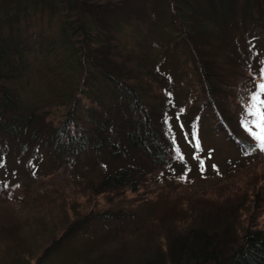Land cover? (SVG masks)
I'll return each mask as SVG.
<instances>
[{
    "label": "trees",
    "instance_id": "obj_1",
    "mask_svg": "<svg viewBox=\"0 0 264 264\" xmlns=\"http://www.w3.org/2000/svg\"><path fill=\"white\" fill-rule=\"evenodd\" d=\"M106 2V10H111L119 0H115V4L111 0ZM163 3L167 4L166 1ZM52 4L59 8L60 16L59 36L56 38L40 32L39 35L37 32H27L19 18L20 13L9 23L7 36L0 27V149L14 147L19 161L30 155L33 162L38 153L44 150L58 165L55 170L84 155L94 156L95 159L106 158L107 162L112 163L123 161V166L113 171L99 169L92 174L94 178L81 179L78 185L84 186L83 189L95 197L103 193L121 195L125 191L137 194L143 183L172 174L174 165L180 164L173 160L169 149L172 143L166 140L160 125L161 111L158 112L153 106L157 99V89L151 78L154 64L151 60H139L141 66L133 64L137 55L136 46L127 38L121 45L126 60L123 64L116 62L119 57L112 52L120 50L114 40L112 42L103 34L104 30H109L98 17L99 14L103 16V12L99 11L100 3L96 0H72L70 3L68 0H52ZM27 10L28 13L34 12L33 7H27ZM254 16L253 28L257 36L263 39L264 45V15L255 13ZM4 17L1 15L0 20ZM131 21V18L123 22L117 20L114 32L129 34ZM182 22L181 29L172 23L170 26L172 42L182 45L187 62L191 64L188 77L191 81L190 91L195 96L192 106L206 113L214 130L232 143L240 154L244 156L256 151L257 143L250 135L238 134L234 130L230 109L229 114H225L231 101L230 90L244 77L249 78L246 75L249 67L224 79L218 70L215 72L205 67L204 63L201 65L199 60L202 59L186 38L191 35L190 29L185 26L188 22L185 19ZM11 24L15 26V31ZM99 26H103V29ZM255 51L248 48L244 55L249 60L254 57L264 59V54L260 57V53L255 54ZM254 64H248L250 69ZM221 68L224 66L221 65ZM242 112L244 114L246 110L243 108ZM122 148L137 151L142 163L133 166L130 161L122 160ZM13 151L11 149L10 154ZM7 153L0 154V169ZM160 179L167 182L159 192L163 201L161 199L158 205L166 211L168 222L160 221V225L153 226L156 221H151L146 231L154 235L155 226L175 230L180 228L177 230L179 237L175 239L177 259L169 263L166 254H163L160 264H264V228L258 226V219L264 212V186L260 185L264 177L261 174L253 175L241 194L233 193L222 201L220 207L225 213V221L218 234L207 233L193 223L179 225L184 210L181 204L171 206L168 199L172 192L169 189L177 188L179 179ZM36 192V198L42 196ZM43 196L49 195L44 193ZM233 198L237 208L226 210L228 206L225 205L233 203ZM217 200L212 205L217 204ZM244 200L249 201L248 205L241 203ZM0 204H3L1 198ZM239 204H243L242 208L248 214L236 228L234 220L230 221L229 217H236ZM75 210H78L75 203L70 208L62 207L63 217L68 219L65 228L40 246V257H53V254L66 251L74 253L79 249L77 241L82 231L95 223L102 228L91 240L92 243L100 245L108 242L105 245L111 246L109 239L115 234L121 235L120 232L127 230L129 223L131 227L136 226V230L142 227V220L132 221V213L153 212L154 208L144 201L126 214L119 210L90 211L86 214ZM177 210L178 216L175 218ZM70 215L73 217L69 218ZM17 220L3 223L0 227L5 231L8 228L29 230L28 223ZM99 221H110L111 224L99 225ZM14 236L15 242L22 239L18 238V233ZM27 240L32 239L28 237ZM113 241L114 246L119 243V240ZM19 246L18 250L21 249ZM9 249L14 250L15 245ZM140 250L133 251L130 256L139 258V253V264H142L145 250ZM40 257L36 258L37 264H40ZM170 257L172 253L169 255L171 261ZM120 262L113 263L131 264Z\"/></svg>",
    "mask_w": 264,
    "mask_h": 264
},
{
    "label": "rangeland",
    "instance_id": "obj_2",
    "mask_svg": "<svg viewBox=\"0 0 264 264\" xmlns=\"http://www.w3.org/2000/svg\"><path fill=\"white\" fill-rule=\"evenodd\" d=\"M71 1L68 0L69 3ZM96 1L100 3L99 11L103 12V16L99 14L98 17L109 30H102L103 34L112 42L114 40L120 50L112 52L119 57L116 62L123 64L126 60L121 49L125 38L136 46L137 55L133 64L139 66V60L153 62L152 77L149 75L154 79L157 89V99L153 106L158 112L161 111L160 125L164 129L166 140L172 143L169 149L173 160L183 165L175 164L173 167L172 164V174H164L143 183L137 194L125 191L121 195L103 193L95 197L83 189L84 186L78 185L79 180H91L94 178L92 174L99 169L113 171L123 166V161L112 163L107 162L106 158L95 159L94 156L84 155L55 170L58 165L52 162L44 150L38 153L33 162L30 155L19 161L14 147L9 150L2 147L0 154L8 152V156L0 169V198L3 203L0 204V226L8 221L13 222V219L24 221L30 226L29 230L26 228L21 231L12 228L5 231L0 227V264H37L40 246L65 228L68 219L63 217L62 207L70 208L75 203L78 206L75 211L79 213L119 210L126 214L144 201L154 211L132 213V221L142 220V227L136 230V226L131 227L129 223L127 230L120 232L121 235L115 234L109 239L111 246H106L108 242L100 245L92 243L91 240L102 228L95 223L82 231L83 234L77 241L80 250L77 249L72 254L69 251L59 252V256L53 254V257L43 255L38 260L40 264H112L120 261L139 264L140 254H137L139 258H131L130 254L141 249L140 251L145 250L141 258L142 264H160L163 254L172 263L177 259L175 239L179 237L177 234L180 228L177 231L167 226L164 229L155 226L154 235L146 231L151 221H156L153 226L160 225V221L168 222L165 218L166 211L158 205L162 199L159 192L167 182L160 178L179 179L177 188L169 189L172 192L168 198L171 206L181 204L184 210L179 225L193 223L207 233L218 234L225 221V213L220 207L225 197H230L233 193L241 194L253 175L261 174L264 177V151L261 152L257 147L256 151L243 156L232 143L214 130L206 113L199 112L198 108L192 106L195 96L190 91L191 81L188 77L191 64L187 62L182 45L172 42L170 26L172 23L181 29L182 20L185 19L188 22L185 26L191 31V35L186 38L188 37L198 57L202 59L199 60L201 65L204 63L205 67L215 72L218 70L224 79L239 73L242 68L249 67L246 73L249 78L244 77L241 83L233 85V90H230L231 101L228 102V112L225 113L228 115L230 109L234 130L238 134L249 136L243 124H250L252 120L251 116H246L250 97L259 93V85L264 84V59L254 57L249 60L244 53L249 48L257 50L254 53H260V57H263V39L257 36L253 21L255 13L264 15V0H165L166 5L164 0H119L111 10H106V0ZM111 1L115 4V0ZM27 7H33L34 12L28 13ZM58 10V7L53 6L52 0H0V16H6L0 20V27L7 36L9 23L19 17L17 14L20 13L22 15L19 18L27 32H37V35L40 32L56 38L59 36L60 25ZM10 12L12 17L9 16ZM128 18L132 20L129 34L115 33L117 20L123 22ZM12 27L15 31V26ZM99 27L103 29V26ZM253 63L255 64L250 69L248 64ZM151 95L153 96V92ZM242 107L246 110L244 114ZM11 149L15 150L12 154ZM122 151V160L130 161L133 166L142 163L137 151L125 148ZM260 182L263 187L264 180ZM36 191L42 196L36 198ZM44 193L49 196H43ZM216 200L218 203L212 205ZM232 201L233 203L225 205L228 206L226 210L237 208L235 198ZM248 202L241 201L244 205H248ZM243 204H239L236 217H229L230 221L234 220L236 228H239L242 219L248 214L244 212ZM186 213L188 215H184ZM177 216L178 210L175 218ZM103 223L111 224L110 221H101L98 224ZM258 226L264 228V212L258 219ZM16 233L22 239L15 242ZM28 237L32 240L26 241ZM113 240H119V243L114 246ZM14 245L12 252L9 247Z\"/></svg>",
    "mask_w": 264,
    "mask_h": 264
},
{
    "label": "snow or ice",
    "instance_id": "obj_3",
    "mask_svg": "<svg viewBox=\"0 0 264 264\" xmlns=\"http://www.w3.org/2000/svg\"><path fill=\"white\" fill-rule=\"evenodd\" d=\"M262 96H264V84L259 85V93L250 97V105L246 116H251L252 120L250 124L245 123L243 126L257 141V147L264 151V98ZM196 146L199 149L198 143ZM180 158L183 159V156Z\"/></svg>",
    "mask_w": 264,
    "mask_h": 264
}]
</instances>
